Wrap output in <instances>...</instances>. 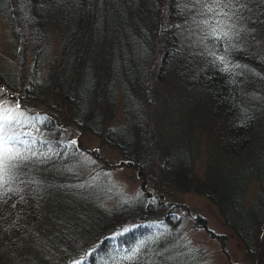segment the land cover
<instances>
[{"label": "trees", "instance_id": "trees-1", "mask_svg": "<svg viewBox=\"0 0 264 264\" xmlns=\"http://www.w3.org/2000/svg\"><path fill=\"white\" fill-rule=\"evenodd\" d=\"M0 17L12 31V57L1 67L20 79L10 81L13 87L25 82L28 101L49 108L26 113L19 123L8 118L7 135L16 139L5 148L29 158L8 169L0 187V264H206L186 237L190 220L207 227L200 217L192 219L180 200V194L193 191L219 208L252 263L264 257L258 244L264 238V0H225L219 7L212 0H0ZM54 39L56 55L50 49ZM25 46L31 52L23 55ZM154 72L160 89L153 90ZM171 80L178 90L184 83V96H194L190 111L196 115L188 120L197 123L193 135L165 139V146L153 110L157 98L173 101L174 94L166 93ZM120 81L132 102L126 126L112 129L106 123L119 103ZM91 82L96 85L89 93ZM96 94L100 102L92 104ZM57 101L70 104L69 125L64 122L61 131ZM166 115L181 120L176 111ZM81 120L95 131L106 127L125 156L146 167L136 169L146 187L154 182V192L146 190L131 202L117 187L110 194L115 203L96 204L94 188L82 182L80 171L71 173L67 162L80 161V151L63 132L78 129ZM26 121L44 128V138L25 132ZM210 147L213 159L223 156L231 166L210 160ZM242 158L250 161L236 176L235 163ZM210 166L213 173L206 171ZM254 183L259 188L250 204ZM150 204L154 213L148 217ZM127 226L132 228L122 233ZM96 230L102 235L85 237Z\"/></svg>", "mask_w": 264, "mask_h": 264}, {"label": "rangeland", "instance_id": "rangeland-1", "mask_svg": "<svg viewBox=\"0 0 264 264\" xmlns=\"http://www.w3.org/2000/svg\"><path fill=\"white\" fill-rule=\"evenodd\" d=\"M9 27V22L5 20L4 17H0V115L7 116L9 119L15 120L17 121V123H19L22 122L19 121L22 119V116L25 118L26 113H30L32 116H35L36 111L44 112L48 111L49 108L45 107L44 103L34 106L32 101H28L26 99L27 94L25 92L26 85L23 86L25 82L20 83L22 84V87L20 86V88L17 86L16 88L13 87L10 81L12 80L16 83H19L20 79H18V76L16 77V79H13V77L9 76L8 73H5L3 68L1 67L3 66L2 63L8 62L12 57V31L10 32ZM55 40L56 39H54L53 42L50 43L52 55L57 54L56 51L58 49L59 43ZM44 41L45 40H42L40 43H43ZM37 43L38 42L34 41L33 44H28V48L31 50L33 48V45H36ZM44 44H46L44 48H47L49 46L46 41L44 42ZM28 48L27 46H25L23 55L27 53L26 51H28ZM28 52L30 53L31 51ZM25 61L28 62V59H25ZM29 65L30 62L27 64V66ZM18 67L20 68L19 72H21V66ZM157 67L159 68V65H157ZM154 71L157 72V68ZM156 72H154L153 76V90L156 88L160 89V83L155 76L157 75ZM147 78L149 80V74L147 75ZM95 85V82L90 83V86H88L89 93H92L94 91ZM122 85H124V82H118L117 93L119 94V103L117 102L114 106V110L109 114V119L106 123V125L111 123L110 126L112 127V129H118L119 127L126 126V119L128 118L126 106L128 108L132 102L130 98H125L127 95H130V93L126 92V89L122 88ZM184 86V83L181 82V87L178 90L177 84H174V81L171 80L167 86L166 93L169 97L171 96V94H174L173 101L172 99L168 98L165 100V103H163L164 101H160L157 98V103L155 104V108L153 110L155 114V120L159 117L158 121L162 124L160 139L165 146H168V141H166L167 139H176L183 134L193 135L194 133V131L191 129L193 128V125L197 123V121L194 120L195 118L189 121L188 116L196 115L195 113L190 111L196 104L193 103V95L187 94L184 96V92H186V88ZM40 87L44 88L43 85H40ZM99 95L96 94L92 98V104H97L98 102H100L101 96ZM133 97L136 100V96L133 95ZM176 101H179L180 103L175 104ZM48 102L49 101H47V105ZM54 104L56 108H59L57 112L60 119L58 121V129L61 131L62 129L67 127V125L63 123L65 122L66 124H68V112L70 109V104L65 102L62 103L61 101H57V103ZM133 106L134 104L132 105V107ZM136 108L140 111V106L136 105ZM162 111H165V113H163ZM174 111H176L181 116V120H178L177 117H169L166 115ZM162 117L163 120H161ZM81 121V125L78 124V129H69L66 132H63V138L66 142L69 141L72 143L73 141H75V143L72 144L78 145L80 151V153H78V159L80 161H76L75 159L73 160L72 158L68 159V157L66 158V160L68 159L67 162L72 166L71 168H69V171L71 173L73 172L74 174L76 173V171H80L79 174H81L82 182H86L87 185L89 184L88 186L94 188L92 189V200H94L96 204H99L100 207L102 205H104V207H107L112 203H115V201L112 200L114 199V197H111L110 194L114 193L113 191L117 187L126 191L125 194L131 199V202L136 201L139 196L145 193L146 190H148L150 194L154 192V189H156L154 182H149L148 187H146V182L142 177H140L136 166L130 163L131 161L125 156L124 152H122L119 146L114 144L113 141H115V138L114 136H111L109 132L107 133L106 127H102L99 131H95L97 130V127H91L92 124H90L89 126L85 122H83V120ZM85 121H87V119ZM150 121H152V119H149V122ZM24 125H26L25 128H23L25 132L35 133L39 137L42 136V138H44V128H33L32 126H27V121L24 123ZM149 125L150 128H152L153 122ZM99 132H101V134H99ZM127 132L130 133V131ZM117 135L119 136V132L117 133ZM125 137L126 139L128 138L126 135ZM106 138H110V140L108 141L106 140ZM203 139L205 146V140L207 139V137ZM190 141L192 142V139H190ZM147 147L149 148V145ZM215 153V148L210 147L208 158L214 161L221 168H229L231 166L232 162L223 156H218L216 159H213ZM249 161V158H242L236 161V169L234 170L236 176H242ZM77 162L79 163L78 165ZM128 162L130 164H128ZM250 163L255 165L253 159ZM79 166L84 167H81L79 169ZM67 171L68 169L65 168V173H67ZM206 171L213 173L215 170L213 169V166H210ZM143 175L145 176L147 175V173H143ZM55 177L59 178L58 176ZM76 180V182H78V179ZM256 185L257 184L254 183L252 186H250V188H252L248 189V203L250 204H254L256 201H254V192L256 190ZM258 188L256 192L258 191ZM58 189H61V187H58ZM218 190L220 191L221 195H230V192H226L221 188H219ZM231 192L237 195V190L232 189ZM107 193L108 195L106 197ZM94 194H98L99 196L94 199ZM180 200L184 205L187 206V211L189 210L192 214L188 215L192 216V219H194L196 216L200 217V219H202L201 221L205 222L207 226L206 228L202 227L201 222H199L198 219L196 220L195 218L194 221H189L188 228L186 229L187 239L189 240L190 244H192V247L194 249L200 251L204 255V261L206 264H264V257L258 263H256V260L254 258H252L253 263L250 261V258L247 254V246L241 241L239 236L227 226L221 211L209 198L199 195L193 191L180 194ZM150 207L152 208L147 213L148 217H151L154 213V206H151L150 204ZM91 208L97 209V206L92 205ZM262 211L264 212V208ZM142 213L145 214V212ZM157 214L158 217H160L161 213L157 212ZM157 214L154 215L157 216ZM74 217L78 218L76 216ZM129 228H132V226L123 228L122 233L127 232ZM62 230H60L59 232H61ZM114 232L118 231L115 230ZM90 234H100L99 236H101L102 230H96V233H89V235L87 234L85 237H89ZM91 241L92 239L88 240L87 244H89ZM258 244L261 245L259 248H264V238L260 240ZM95 245L96 244H94V246ZM248 247L250 248V245H248ZM91 252L92 248L88 250V253Z\"/></svg>", "mask_w": 264, "mask_h": 264}, {"label": "snow or ice", "instance_id": "snow-or-ice-1", "mask_svg": "<svg viewBox=\"0 0 264 264\" xmlns=\"http://www.w3.org/2000/svg\"><path fill=\"white\" fill-rule=\"evenodd\" d=\"M213 4L219 7L225 0H212ZM234 0H228V3H233ZM245 6V5H241ZM209 11H212V8L209 7ZM222 11V10H221ZM224 15H228V13H223ZM225 36H228L229 33L224 32ZM223 57L220 58L223 61ZM12 121L8 119L7 116H4L0 119V187L6 182L4 177L7 175L8 169L15 167L17 162H21L23 160L28 159L29 157L22 155L20 152H10L5 145L8 144L10 140L16 139L15 137L8 136L6 129L11 125ZM20 143H26V141H20ZM72 143H75L73 141ZM35 155V153H33Z\"/></svg>", "mask_w": 264, "mask_h": 264}, {"label": "bare ground", "instance_id": "bare-ground-1", "mask_svg": "<svg viewBox=\"0 0 264 264\" xmlns=\"http://www.w3.org/2000/svg\"><path fill=\"white\" fill-rule=\"evenodd\" d=\"M107 122H108V119H107ZM122 151H123V148L122 147H119ZM127 150H128V152H130V150H129V146L127 145ZM128 154V153H127ZM127 157L129 158V160L131 161L133 158H132V156H130V155H127ZM98 159V158H97ZM131 163L132 164H134L135 166H137V164H135L134 162H132L131 161ZM81 167H84V166H79L78 168L80 169ZM137 167H141V168H146V167H144V166H137ZM136 167V168H137ZM77 168V169H78ZM84 170V169H83Z\"/></svg>", "mask_w": 264, "mask_h": 264}]
</instances>
